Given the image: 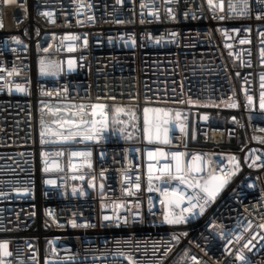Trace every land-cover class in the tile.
<instances>
[{"label": "built area", "instance_id": "2783aa9c", "mask_svg": "<svg viewBox=\"0 0 264 264\" xmlns=\"http://www.w3.org/2000/svg\"><path fill=\"white\" fill-rule=\"evenodd\" d=\"M230 2L238 0H223L220 11L208 0H0V240H8L12 252L4 259L11 264H128L114 255L123 251L140 264H195L193 256L199 264H239L235 252L258 232L256 246L243 251L249 264H264L259 240L264 230L256 228L264 215V110L259 108L264 19L255 12L213 19L232 15ZM249 26V32L242 30ZM158 36L163 37L159 43ZM41 58L51 62V73L41 75ZM69 59L76 65L72 71ZM16 84L26 91H17ZM248 95L253 105L246 108ZM233 102L239 106H227ZM94 103L106 105L110 122H124L113 124L115 136L41 145V120L55 130V120L79 119L64 109L84 104L90 113ZM116 107L124 111L116 114ZM146 107L169 112L164 127L170 143L144 139ZM157 147L185 152L186 159L199 152L226 168L235 156L240 170L204 216L168 225L162 223L161 193L148 191V164L159 168L171 162L149 160L147 152ZM61 150L64 155L56 156ZM41 151L50 153V166L55 161L60 167L45 173ZM73 151L92 155L73 157ZM137 177L140 189L134 187ZM49 179L56 183L46 184ZM16 187L30 192L18 194ZM104 215L120 216L121 226L115 219L102 221ZM72 219L89 226L74 228L68 223ZM250 220L253 228L225 252L227 241L219 231L242 232L238 223Z\"/></svg>", "mask_w": 264, "mask_h": 264}, {"label": "snow or ice", "instance_id": "6c2138e0", "mask_svg": "<svg viewBox=\"0 0 264 264\" xmlns=\"http://www.w3.org/2000/svg\"><path fill=\"white\" fill-rule=\"evenodd\" d=\"M14 2V0H4L5 4ZM117 3H123V0H117ZM209 7L215 9L218 7L220 11L224 10L223 0L219 3V5L214 6L213 0H208ZM141 7H144L142 4ZM229 12L232 15L229 16H216L213 15V19L225 20L232 18H239L245 16H251L253 12L256 13L257 19H264V0H252L250 5L249 0H238V3H229L228 4ZM168 14L172 19H175V16L172 14L171 9H168ZM43 15L49 17L51 19L52 13L45 12ZM153 15L159 16L158 12L153 10ZM89 19H92L91 17ZM116 23L122 24L125 21L117 20ZM241 29H234V31H240ZM245 32H249V27H244L242 29ZM172 37L176 36L175 32L170 33ZM261 37H264V32L260 33ZM13 40H16V37H12ZM65 39L76 40V36H65ZM163 39L162 36L156 37V42L159 43ZM246 40L241 39L240 43H245ZM132 43H135V40H132ZM264 43V41H262ZM84 44L87 45V39L85 38ZM47 51V49H45ZM260 58L261 63L264 64V47L260 49ZM75 62L72 59L68 60V69L72 71L75 67ZM53 65L51 62H46L44 58L40 60V73L41 75L49 74L52 72ZM54 74V73H53ZM9 76L12 75L11 72L8 73ZM237 75H240L237 73ZM0 79H3L0 76ZM260 88L261 91L259 93V108L264 110V74L260 76ZM15 88L19 92H24L26 89L23 85L16 84ZM11 91V88L9 89ZM189 103H195V101L189 100ZM253 105V96H247V104L245 107H249ZM228 107L236 108L239 105L235 102L227 105ZM91 111L90 113L87 111V108L84 104H80L79 106L71 105L70 108L64 109V111H71V115L73 117H79V119H66V120H55L54 124L58 125V128L53 130L49 125L45 123V121L41 120V145H44L46 142L58 143V144H71L78 143L83 141H102L108 140L111 136L116 135V128L113 127V124H123V121H111L109 120V114L106 110V105L103 103H94L90 105ZM49 111H60V109H49ZM124 109L121 107L115 108V113L119 114L123 112ZM149 113H154L155 115L150 118ZM86 115H90L91 119H85ZM169 116V112L162 108H144V139L149 143L152 141H159L164 144L170 143L167 137V128L164 127L168 123L167 117ZM180 116V113L177 112V117ZM205 117H202L204 119ZM181 130L183 131L184 125H180ZM120 135L123 136L124 129L121 128L119 130ZM46 137H54L55 139L48 140ZM79 138V139H78ZM127 139H131V134L127 137ZM264 142V140H262ZM41 157L44 158L45 167L43 171L45 173L51 170V167L59 168V164L55 161L52 162L50 166L47 162V158L50 153L41 151ZM56 156L64 155L63 151H57L55 153ZM92 153L89 152H71V156H86L90 157ZM185 152L181 151H165L163 148H155L154 150H149L147 152V156L149 160H159L161 158L170 159V163H165L161 167L156 168L154 164H148V191H159L161 193L160 203L163 206V221L162 223H166L168 225H180L182 223H187L190 220H194L197 217L204 216L213 204L219 197L220 193L223 189H225L235 174L240 170V163L236 160L235 156L229 157V164L231 168H226L222 161H213L210 159H205V156L199 152L191 154L190 159H186ZM255 159H260L256 157ZM91 163L89 161V167ZM259 165H250V167H257ZM23 171V169H21ZM101 175H104V172H101ZM84 177L81 176L80 179ZM94 180V178H93ZM93 180L89 181V185L94 187ZM125 182L127 181V177H124ZM46 184H55L54 180H46ZM183 186V188L181 187ZM101 189H103L104 185H100ZM134 187L136 189H140L141 185L139 183V177H137V182ZM249 187H253V185H249ZM16 193H29L30 189L28 187H16L13 189ZM190 190V192H189ZM123 191L129 192L128 188H124ZM73 195L77 194V189L74 187L72 189ZM80 195H84L83 191H80ZM4 193L0 192V196H3ZM120 205H116L119 207ZM105 207V205H102ZM137 207H139V203L137 202ZM178 209V211H177ZM151 211V208H150ZM51 215V213H49ZM75 215V214H74ZM134 217H139L140 213H134ZM115 219L116 226L120 227V220L122 219L120 216H116L113 218L109 215H104L102 217V221L112 222ZM261 223L256 225V228L259 230H264V215L261 216ZM124 224L128 223L127 217L123 218ZM69 224L72 227H88V223H84L80 225L77 223L75 219L69 220ZM47 226V222H46ZM101 226H104L103 223ZM214 225H209V227H213ZM238 228L242 229V232H237L235 230H228L222 228L218 235L221 240L227 241L223 245V249L225 252H231L229 245L234 241H240L243 237L244 232H248L249 229L253 228V222L250 220L246 224L237 225ZM182 235L186 236L187 233H182ZM201 235H203L201 233ZM252 238L247 241L243 245L241 250L235 252V261L239 262V264H249V259L246 256L243 249H248L251 251V247H255L253 241L256 239L258 232H253ZM173 240L179 241L180 237L173 235ZM207 240L208 238L205 237ZM259 240L261 242V246H264V235L259 236ZM119 244L120 242L117 241ZM127 243V242H125ZM251 246V247H250ZM29 248L32 246L29 244ZM168 249H165L167 251ZM55 251V249H53ZM187 251V250H186ZM114 255H118L121 257H125L128 264H140V262L135 259L130 253L125 254L123 251H118L114 253ZM12 256V252L9 250V241L8 240H0V264H11L10 260H6L4 258ZM191 260L195 262V264H199L196 260V257H191Z\"/></svg>", "mask_w": 264, "mask_h": 264}]
</instances>
